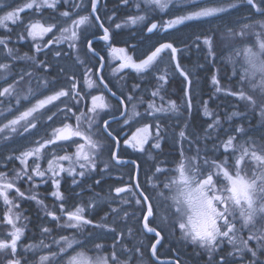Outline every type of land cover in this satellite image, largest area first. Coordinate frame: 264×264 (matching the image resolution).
Listing matches in <instances>:
<instances>
[{"label": "snow or ice", "instance_id": "snow-or-ice-1", "mask_svg": "<svg viewBox=\"0 0 264 264\" xmlns=\"http://www.w3.org/2000/svg\"><path fill=\"white\" fill-rule=\"evenodd\" d=\"M99 3L24 0L13 6L0 0L4 11L0 15V105L8 112L5 116L0 110V264H143L145 245L143 240L129 244L133 233L146 236L151 257L158 258V246L163 247L177 229L181 239L207 252L208 264H264V0H118L125 18L115 28L142 25L138 32L155 39L135 59L125 48L112 46L110 26L98 15ZM62 5L68 7L61 10ZM28 11L31 15L25 22L21 13ZM193 25L209 27L194 34L193 44L188 45L192 35L185 39L180 34ZM92 27L101 29L99 39L120 54L123 62L114 75L125 80L121 73L131 69L141 80L147 76L150 88L133 83L126 94L125 86L117 89L106 82L97 71L103 69L105 58L89 38L96 36L89 32ZM250 36L254 41H248ZM29 40V52L20 55L17 45ZM62 42L76 50L73 66L80 67L74 71L59 67L55 79H49L51 64L39 56L48 55L53 45ZM181 43L206 53L213 66L219 59L217 52L228 51L225 59L233 65L232 86L224 88L216 75L211 79L216 93L234 98L236 110L226 112L223 119L209 110L211 95L208 101H200L208 118L200 127L184 118L176 101L166 100L171 68L172 75L183 77V113L193 109L192 74L177 58ZM85 46V55L91 53L89 60H96L95 64L80 59L79 50ZM62 51L55 49V56L61 57ZM16 61L26 63L18 66ZM81 82L101 94L86 91ZM173 116L178 127L169 136L167 121ZM113 123L122 125L119 131ZM124 125L129 132L124 133L123 144L153 161L143 172V181L140 175L147 161L118 155ZM169 140L178 155L175 166L166 168L156 158L159 152L151 153ZM105 152L109 156L105 172L113 162L132 170L128 182L115 187V197L110 196L119 197L121 207L110 208L96 222L91 213L85 214L89 208L96 209L95 198L87 204H70L61 177L71 176L73 185L80 186L99 171L97 163ZM17 161L18 166L9 170V164ZM41 184L54 189L49 193L54 198L51 209L45 204L47 197L39 194ZM23 185L29 191H23ZM25 202L40 206L56 228L75 232L59 233L57 239L53 228L42 222L41 238L27 243L24 221L30 218L22 207ZM107 237L112 239L110 246L98 242ZM225 246H229L226 254Z\"/></svg>", "mask_w": 264, "mask_h": 264}, {"label": "trees", "instance_id": "trees-1", "mask_svg": "<svg viewBox=\"0 0 264 264\" xmlns=\"http://www.w3.org/2000/svg\"><path fill=\"white\" fill-rule=\"evenodd\" d=\"M112 6L121 7L122 5L118 6L117 2L112 4ZM119 11L120 10H115V12ZM189 42L192 45L193 39H190ZM123 43L124 45L129 46L132 45L134 41H126L124 39ZM93 46L98 53L101 52L100 48L102 47L99 42H95ZM98 46H100V48ZM179 49V61L181 62V64L185 67L186 70L188 69L187 67L189 65H191V67L195 69V73L191 76V79L193 80V88L191 89V92L194 95L193 109L191 113H183V105H181V111L184 118L190 120V122L197 127L203 126L208 118L204 116L203 107L201 106L200 101L201 99L208 101L210 95L213 96L214 99L212 101H209V110L217 113L222 119L226 112L236 110L232 103L234 98L226 96L223 92L216 93L211 83L212 76L216 74V69L219 66L220 73L218 75V78L221 80V84L224 88H230L232 86L230 84V80L233 73L231 68L224 63L219 64L220 62H222L220 59H218L215 63V66H213V63L210 60L206 61V53L199 51L194 46L190 47L192 53L190 54L189 58H186L185 53L187 51L184 50L180 45ZM49 59L50 58L48 56V62ZM130 75H132V73H130ZM145 80L147 83H149V78L147 76L145 77ZM142 81L143 80L141 79H137L136 81H134V83H140L142 88L150 87V85L146 86V83ZM182 81L183 78L180 77L179 74L174 75V79L172 82H174L177 93L181 96H183L182 88L184 87ZM167 123L170 125V128L168 129V135L171 136L172 129L178 127L175 116H173L171 120L167 121ZM228 126L229 125L225 123V127ZM209 147H211L210 144ZM157 152H159V156H157L156 158L161 162H165V167L175 166V160L178 153L173 149L171 140H169L167 143L162 142V149L158 150ZM105 155L108 161V153H105ZM118 155H120L124 160L135 159L139 157L140 159L138 160V163L147 161V163L143 164V171L140 175V180L143 181V172L148 171L150 167V163L148 164V160L143 156L124 154L123 150L121 149L119 150ZM98 170V172L91 173L85 180L81 181L80 186H74L72 183L73 178L70 176L63 177L61 180L62 190L67 195L70 204H87L90 200H93V198H95L94 203L97 205L96 209L93 210L89 208L87 209V212L85 214L87 215L91 213L90 218L94 219L96 222H100V218L103 217L106 212L110 211V208H114V206L116 205L114 203L116 199L112 200L110 199V196L115 197V187L124 186V184L128 182L129 172L132 169L126 164L116 165L115 162H113L109 165L106 172L104 171V169H102V167H98ZM76 179L80 180L79 177H77ZM96 180H99L100 183L96 184ZM52 190L54 189H51L48 184H41L39 188V194H43L47 197L45 200V204L49 209L52 208L54 202V198L49 194ZM110 190H112L111 193ZM152 194V189L149 187V195ZM22 207L29 210V212L27 213H30V227H32L35 231L40 232L39 225L42 222L46 223L49 227H56L54 223H49V219L42 220L40 218V208H38V206H34L30 202H28V204L26 205L25 202ZM128 210L131 211L132 208H128ZM137 215H139V213H137ZM110 220L111 216L109 217V221ZM132 225L133 227H136L135 222H132ZM95 231L98 233L100 230L96 229ZM55 234L56 233L53 232V235ZM35 238L36 237H33V240ZM141 240H143V243L145 245V255L143 260L145 263L143 264H160L156 261V259L151 257L150 250L146 247L149 242L146 236H141L138 232H134L133 237L129 239V244L139 243ZM98 242L104 243L106 246H110L112 244V239L111 237H107L106 239H100ZM88 247L91 248L92 246L88 245ZM158 249V259L160 260H179L180 264H208V259H206L205 254L196 247L188 245V243L184 242L180 238L178 232H176L175 235H170L166 242H164L163 247L158 246ZM171 264H175V262H171Z\"/></svg>", "mask_w": 264, "mask_h": 264}, {"label": "rangeland", "instance_id": "rangeland-1", "mask_svg": "<svg viewBox=\"0 0 264 264\" xmlns=\"http://www.w3.org/2000/svg\"><path fill=\"white\" fill-rule=\"evenodd\" d=\"M76 2L79 3L80 0H76ZM117 2H118V0H116V1H113V0H100V3L98 4V8H99L98 15H100L102 17L103 22L105 23L106 26H110V29H111V40H110V42H111L112 46L113 47L115 46L114 48H121V47L125 48L127 50L128 54L132 55L133 59H135L136 57L142 56L144 53H146L148 51V49L151 47L152 43L155 42V39L148 40V39H146V37H148L149 35L145 34V32L143 33V35H141L138 32V28L141 27L142 25L125 26L122 29H116L115 28V23H123L124 18H125V9H124L123 6H121V7H116V6L113 7L112 6V4L117 3ZM6 3L15 6L16 4L24 3V0H6ZM65 7H68V5H62L61 10H64ZM115 10H120V11L119 12H115ZM131 11L135 12L136 9L133 7V8H131ZM3 14H4V11L0 10V15H3ZM30 15H31L30 11L25 12V13H21V16L23 18H25V22H27V18ZM237 15H243V13H238ZM109 16H111L113 19L109 20L108 19ZM32 18L35 19V17H32ZM164 18L167 19L168 17L165 16ZM232 19H235V17H228V20H232ZM225 22H227V21H225ZM10 26L14 27V28L16 27L15 25H11V24H10ZM208 27H209L208 25H202V26L193 25L192 27L186 29V31L184 33H181L180 35L182 37H184L185 39H187V37L191 34L192 35L191 39L194 40L195 39V35L194 34H197V33L201 32L202 30L207 29ZM0 32H3V29H0ZM89 32L90 33L91 32H95L96 33L95 37L97 39H95V41H96V43L99 42L101 47H102V48H100V46H98L101 49V52L99 53V56H103L105 58V60L103 61V64H104L103 69L101 70V69L98 68L97 71L100 72V74H102L106 78V82L107 81H111L112 85H115V87L117 89H119L121 86H125L124 87V91L127 94L128 90L131 88V86L134 83V81H136L137 79H140L139 76L134 71H130V70H126L125 69L124 72L121 73V75H125V80H119L118 76L114 75V69H117L119 64L123 62V61H121L119 59L120 54L119 53H114V52H112L111 49L106 47L109 42H106V41H104L102 39H99V36L102 35V30L101 29H98L96 27H92V28L89 29ZM57 34H59V33H57ZM161 35H163V33H161ZM95 37H92V36L89 37L90 39H92V43L94 42L93 39ZM12 39H13V43H16L15 33H13ZM46 39H47V37H46ZM124 39L126 41L127 40L134 41V43H132V45H129V46L128 45H124V43H123ZM247 39H248V41H254V37H251V36L248 37ZM189 41H190V39H187V44L191 45ZM30 43H32V42L29 40V41H26V42H21L20 44L17 45V47L19 48V54L20 55H23L24 53L29 52V48H28L27 45L30 44ZM133 45L136 46L134 50H133V47H132ZM179 45L184 50H187V48L184 46L185 45L184 43H181ZM179 45H178V47H179ZM236 46L237 47H241L242 43L240 41H237L236 42ZM57 48L63 50L61 57H56L55 54H54V50L57 49ZM86 51H87L86 46L79 50L80 59L84 60L86 63L95 64L96 60H91L90 61L89 57L91 56V53H88V55H85ZM76 55H77L76 50L68 48V42H62L61 44L53 45V51L48 53V55L45 56L44 54H40L39 58L40 59H45V60L48 61V56H49V58H50L49 59V63L51 64V67L48 69L49 73H51V75L49 76V79H55L56 70L59 67H62V66L63 67H67V68L69 67V69H71L73 71L75 70L76 67H80L79 65H76L75 67L73 66V62L75 60ZM185 55H186V58H189L190 53L186 52ZM217 55H218L219 59L222 61L219 64L224 63V64L228 65L231 68V70L233 71V65L228 63L227 60L225 59V57L228 55V51L225 50L223 55H221V53L218 51ZM98 58L99 57H97V59ZM25 63H26L25 61H16L15 62V64L18 65V66H23ZM167 64H168V60H167V57H165V65H167ZM66 65H68V66H66ZM236 67L238 68L239 65L237 64ZM187 68L189 69V70L187 69V71H190L191 74L195 73V69L193 67H191V65H189ZM82 71H83V69L81 68V72ZM130 73H132L133 76L130 75ZM219 73H220V67L218 66L217 69H216V74L215 75L218 77ZM79 75H80V73H77V77L78 78H79ZM88 78H90V77H85V79H88ZM27 79L28 78L26 77L25 80H27ZM173 79H174V75H172V69L169 68V84L166 86L167 87V92L164 93V95H165L166 100H168V99L174 100V101H176V103L178 105L181 106V105L184 104V99H183V96H181V95H179L177 93V90H176V88L174 86V82H172ZM142 82H145L146 86H149V83L146 82L145 78L143 79ZM81 83H82V86L85 88L86 91H93L96 94H101V93L96 91L95 86H93L92 89H88L87 85L83 84V82H81ZM21 87H23V84L21 85ZM33 87H35V84H33ZM105 102H108V101L106 100ZM89 103H90V100H89ZM113 103H114V101H113ZM157 103L159 104L160 101L157 100ZM12 104L15 105V100L14 99L12 100ZM143 109H144V106H140L138 110L143 112ZM0 110L4 111V115L5 116L8 115V112H7V110H6L4 105H0ZM0 119H2V117H0ZM109 119H111V118H109ZM121 126H122L121 124H116V123L112 124V127L114 129L118 130V131L121 128ZM132 131L134 132L135 129L133 128ZM128 132H129L128 126L124 125L123 126V132L121 133V147H120V149L123 150L124 154H131V155H134V156H136V155L137 156H143L145 159L148 160V164L150 163V166H151V162H153V161L149 158L148 155H145L143 153H139V152L133 150L132 148H129V147H127V146H125L123 144V135H124V133H128ZM257 135H259V133H257ZM157 151L158 150H153L151 154L155 156V153ZM105 153H107V152H105ZM105 153L103 154V156L98 161L97 168L98 167H102V169H104V164L107 162V158H106ZM18 164H19L18 161L16 162V164H10L8 166L9 170H11L14 167H17ZM164 167H165V165H164ZM63 177H66V175L62 176L61 180H62ZM22 190L23 191H29L28 186L27 185H23L22 186ZM40 196H45V195L42 194ZM115 199H116V201L114 203L116 205L114 206V208L121 207L120 202H119V197H116ZM30 203H32L34 206H38L35 202H30ZM27 204H28V202H26V205ZM125 207L131 208V206H128V205H125ZM38 208H40V206H38ZM27 212H29L28 209H26L25 215L30 218V213L28 214ZM40 218L42 220L43 219H49V218L45 217L43 211L41 213V210H40ZM24 223H26L28 225V230L26 232V237H27V241L26 242L27 243H32L34 241H38L41 238V232H37L32 227H30V223L31 222H29L28 220L24 221ZM53 232L56 233L55 236L58 239L59 238V235H58L59 233H63L65 235L71 236L73 234V232H75V230L58 229V228L55 227V228H53ZM176 232L179 233V230L177 229ZM0 235H2V232H0ZM179 236H180V234H179ZM33 237H36V238L33 240ZM79 238H82V237H79ZM183 241L188 243V245L194 246V245H192L191 243H189V242H187L185 240H183ZM194 247H196V246H194ZM199 250H201L205 254L206 259H208L207 252L205 250H203V249H199ZM228 251H229V246H225L224 252L227 253ZM172 262H176V260H173ZM143 263H145V262L143 261Z\"/></svg>", "mask_w": 264, "mask_h": 264}, {"label": "bare ground", "instance_id": "bare-ground-1", "mask_svg": "<svg viewBox=\"0 0 264 264\" xmlns=\"http://www.w3.org/2000/svg\"><path fill=\"white\" fill-rule=\"evenodd\" d=\"M113 1H116V0H113ZM204 30H205V29H204ZM188 45H189V44H188ZM184 46L186 47V45H184ZM186 48H187V50H186V51H187V52H189V53L191 54L192 52H191V49H190V47H186ZM66 66H68V65H66ZM68 68H69V67H68Z\"/></svg>", "mask_w": 264, "mask_h": 264}, {"label": "flooded vegetation", "instance_id": "flooded-vegetation-1", "mask_svg": "<svg viewBox=\"0 0 264 264\" xmlns=\"http://www.w3.org/2000/svg\"><path fill=\"white\" fill-rule=\"evenodd\" d=\"M95 43V41L93 42V44ZM106 47H108V45L106 46ZM110 49V48H109Z\"/></svg>", "mask_w": 264, "mask_h": 264}]
</instances>
